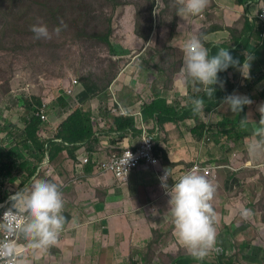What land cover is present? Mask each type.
<instances>
[{
    "label": "crops",
    "instance_id": "crops-1",
    "mask_svg": "<svg viewBox=\"0 0 264 264\" xmlns=\"http://www.w3.org/2000/svg\"><path fill=\"white\" fill-rule=\"evenodd\" d=\"M258 8L259 6L253 2H248L246 7L245 5L239 6L237 0H209L207 8L201 14V19L190 18L183 21L179 17L178 25L185 24V29L181 31L177 28V34L169 46L172 50L182 53L184 37L190 31H195L197 34L206 31L204 34L206 43L230 42L231 33L244 34ZM233 16L242 17L236 20ZM211 35H222V38L215 41ZM182 63L183 59L179 62L178 67H181ZM134 64L135 67L137 66L134 74L123 75L122 81L113 84L107 93L93 99L85 96L84 92L79 93L81 101H85L81 104L89 102L85 104L84 109L89 111L95 120L93 124L95 139L80 145L76 152L70 151L72 148H67L56 158L55 166L48 167L54 172L56 179L63 178L62 185L50 176V172L42 173L37 178L57 183L65 201L63 215L66 217L67 223L58 244L52 247L46 255L34 259L33 264H95L94 253L97 242L100 243L104 264H129L131 258L136 256H138L139 262H142L146 255L143 252L148 250V245L156 235L158 239L172 242L165 248L166 253L163 250L164 254L171 255L173 258L181 255L191 256L186 251L183 252L184 248L178 245L173 235L174 227L168 213L170 197L162 186L160 178L164 176L165 172L169 174L167 184L170 189L180 176L196 165L202 169H209L211 174L220 172L216 173V178H208L211 174L207 177L217 188L220 185L223 186L225 176H232L237 169V156L235 155L237 162L233 164L230 154H227L226 148H224L227 144L224 141L223 145L222 140L219 139L223 135L224 129L219 127L214 132L215 125L219 126L232 114L221 105L224 95H222L220 103L211 101L205 105L206 108L200 115L197 113L200 122L212 129L211 133L204 135L202 140L195 141L191 131L197 122L188 100L189 97H203L204 94L197 93L191 85L182 84L178 74L171 77L170 86H167L168 76L163 74V71L155 70L152 63L147 66L145 60L142 62L139 57L128 63L129 66H134ZM141 69H143L144 76L137 79L136 75ZM254 70H258V67L255 66ZM148 73L151 76L146 77ZM250 75L254 76V73L251 72ZM237 76H241L239 71ZM237 83L238 81L234 82L235 85ZM119 85H122L121 88ZM225 93H229L227 89ZM126 94L131 98V101L122 104L124 98L121 95ZM232 94L242 96L238 92ZM254 98L256 99V96ZM161 99L167 101L171 112H161L157 108L159 114H156L152 110H147ZM112 104L113 106L117 104V107L127 112L128 115L121 116L114 112L110 113ZM186 112L187 115H184ZM64 119L66 117L57 116L52 123L53 129L57 128ZM121 120L130 121L134 127L124 131L117 130L122 129L128 123L120 124ZM116 121L119 122L118 125ZM144 133L150 135L155 144L159 143L162 153H157L156 148V156L160 159L158 168L142 166L129 174L128 179L123 183H118L111 174L96 175L95 164L92 162L102 161L113 155H121L126 149L135 148ZM50 136L56 137L57 133L53 132ZM221 138L224 140L223 136ZM182 148L188 149L193 158L190 159L193 164L189 165L186 158H181ZM24 156L29 162H32L38 159L39 154L28 152L24 153ZM75 157L77 159L88 157L94 164H89L84 168L81 179H78L81 173L75 167L77 160H73ZM230 164L233 172L228 176L225 170L231 169L228 166ZM224 167H226L223 171L225 174L220 171ZM200 174L205 175L202 172ZM228 185L233 187L230 182ZM11 190L12 188L8 187L6 191ZM220 203L221 201L215 197L213 203L215 210ZM239 211V209L236 210L230 221L227 217L230 212L228 211L226 221H223L222 224L220 221L217 222L214 248L202 261L199 260L194 264H216L217 255L222 254H225L221 261L223 264H264L262 256L264 253V227H260L262 224L258 225L260 218L258 217L259 220L254 219L249 214L246 215V221H237L238 218H241ZM116 217L126 220V228L122 237L126 242L119 240L116 243L118 240L115 239L114 221ZM259 237L262 239L261 242ZM20 242L23 243V240ZM124 243L125 246H122L121 244ZM220 249L222 252H219Z\"/></svg>",
    "mask_w": 264,
    "mask_h": 264
},
{
    "label": "clouds",
    "instance_id": "clouds-1",
    "mask_svg": "<svg viewBox=\"0 0 264 264\" xmlns=\"http://www.w3.org/2000/svg\"><path fill=\"white\" fill-rule=\"evenodd\" d=\"M248 2H253L259 6L256 14L251 18V23L253 24V20L256 19L255 24H260L262 30L258 36L251 35L252 27H250V29L248 27V30L246 29L247 32L245 30L248 35L246 38H249V46L253 47L254 50L251 53H247V51L243 53V62L239 59H234L228 49H233L235 46V43L232 41L233 37L237 36V38H240L244 34L239 35L237 33H231L230 42L214 44L206 43L204 33L201 34V36L204 35L201 39L195 31H190L188 33V38L183 43L182 53L177 52L179 58L175 60V64L178 66L179 62L183 59L182 66L178 67V76L181 83L185 86L191 85L195 88L197 93L202 92L204 94L203 97H189L188 103L191 104L194 114L201 113L204 110L205 97L207 100L213 101L214 92L216 91L215 85L221 87V95H224L221 105H223L227 111L234 114V116L235 114L239 115L245 106L252 104L251 99L246 95L254 98L256 86L259 84L254 86L252 90L248 89L253 77L250 73L252 72L255 75L259 72V69L253 71V68L255 66L258 67V57L264 56V22L260 17L264 8V0H247L244 4L246 7ZM175 3L177 5V16L185 21L189 18L200 16L207 8L209 0H175ZM177 28L184 31L185 24L178 25ZM254 29L255 27L253 30ZM30 31L34 34L35 39H51V34L45 24H34L31 26ZM59 31V27L53 29V32L56 34H59ZM246 38L243 40H246ZM169 43L168 48H171ZM153 44L154 42L148 45L147 48L145 47L132 59L138 57L140 59L141 53L151 48L150 46H154ZM222 45L229 47L223 48ZM217 47H219L218 51L215 54H210L209 49H215ZM126 51L128 50L122 48L119 55H122L121 57H124V55L127 57L130 51ZM119 55L117 54V56ZM148 65L149 64H147V66ZM229 67H233L236 70L230 75L232 85L227 88L223 85V81L219 79L218 73L226 71ZM158 71L160 72L162 69ZM238 71L241 76H237ZM235 81H238L237 85L234 84ZM79 86V83L75 81L71 87L61 88L57 92L58 96L56 94L52 100L49 101L45 99L43 101V107L40 109H36L34 112L25 111L22 116L16 115L17 118L15 121L11 122V119L9 121V142L5 144L2 149L9 151L13 148H21L22 146L25 153L29 152L34 154L35 152L39 154V157L37 160L32 161L38 164V168L36 174L30 181L27 171L28 168H23L18 165L22 162H18L11 157L10 161L4 160L2 164H0V198H3V200L0 201V264H33L34 259L46 255L52 247L58 244L59 238L65 230L67 223L66 217L63 215L65 201L57 185V183L63 184V178L61 180L56 179L54 172L48 169V167L55 166L56 158L60 153H57L55 157H53L54 150L51 149L50 155L49 146L51 144L52 146H58L62 149V152L67 148H72L70 151L76 152L80 145L95 139L93 126L90 128L93 131L92 137L82 143L69 145L57 138L64 122H66L76 110H82V112H84L85 104L89 103L81 104V102L85 101H81L79 97L80 94L77 93ZM32 89L33 88L29 86V90L24 93L13 92L12 104H14L16 97L19 95H24L29 98V102L42 98L34 92H31ZM226 89L229 93H225ZM79 91L83 92L82 87ZM234 92L241 93L242 96L232 94ZM61 94L72 98L73 105L69 111L62 113V110L55 109L51 114L52 108H57V106L54 105L57 103ZM93 98L95 97H92V99ZM112 112L121 116L128 115L127 112L117 107V104L111 106L110 113ZM258 112L260 114L258 123L253 122L248 116L240 119L241 128L246 129L250 123L253 125L251 142L247 146V150L251 156L264 154V104L258 107ZM57 116L62 118L66 117V119L61 121L60 125L57 127L58 129H53L52 123ZM33 117L39 119V126L36 132H27V128L30 126V121ZM227 119L229 120L230 118ZM6 121L8 122L7 118ZM94 122L95 120H93V124ZM0 123L2 124L1 121ZM2 129L3 125L0 126V131ZM53 132L57 133L56 137L50 136ZM222 136L223 135H221L219 139ZM144 137H148L152 140L154 146L153 153L158 160V165L150 167L142 163L132 172L138 170L142 166H146L147 168H158L160 165V159L156 156L155 141L150 135L144 133L139 144L135 148L129 149L137 150ZM223 138L226 144L227 142H231L224 136ZM35 140L39 143L38 148L36 145H33ZM147 140L148 139H145L144 141L147 142ZM1 141L2 140H0V142ZM40 146L44 147L43 153L39 152ZM124 152H122V154ZM121 155L113 156L119 157ZM113 156H109L102 161L92 162L95 164L96 175L104 176L110 174L102 171L101 164ZM51 157L53 162H51ZM76 159L77 157L73 160ZM131 159L132 154L127 151L125 158L121 161L122 168L124 165L128 164ZM92 163L88 157H80L75 161V167L81 173L78 179L83 177L84 168ZM195 166H192L191 170L180 176L170 189L167 184V180L170 177L169 174L165 172L164 176L160 179L162 186L167 190V194L170 197L168 201V213L171 216V222L174 227L173 235L176 242L194 259L202 261L216 244L218 214L213 206L216 188L208 179L216 178V176L215 173L211 174V172V175H208L209 177L202 175L199 173L198 169L194 168ZM225 168L226 167L223 169ZM237 170L238 169H236L234 173H236ZM48 172L51 173L50 176L57 183L46 179H37L40 174H48ZM12 173L15 175H12ZM5 174H7L6 178L4 177ZM111 175L118 183L125 182L129 176L128 174L125 179L120 180L114 174ZM17 182H19V184H17ZM8 187H11L12 190L6 191ZM245 190L247 191V195L244 198L249 200L250 189L246 188L240 191L239 194ZM236 195L238 194H233V196ZM21 240H23V243L20 242Z\"/></svg>",
    "mask_w": 264,
    "mask_h": 264
},
{
    "label": "rangeland",
    "instance_id": "rangeland-1",
    "mask_svg": "<svg viewBox=\"0 0 264 264\" xmlns=\"http://www.w3.org/2000/svg\"><path fill=\"white\" fill-rule=\"evenodd\" d=\"M36 1L40 0H21L20 7L13 11L12 16H17V14L24 7L22 11L25 16L30 17L31 14L27 5H29L30 2ZM51 1L54 3L59 2L58 5L62 7V16L65 21L70 24L69 26H65L64 23H62L64 31H59L58 37L56 36L57 45H55L52 39L36 40L30 36V33L23 31L24 29L30 28L29 20L24 22L21 27H19V31L16 29L14 24L9 22L6 24L0 23V121L2 123L6 122V118L4 116L6 112H10L12 110L13 92L24 93L29 90V86H31V88H33L31 92H34L42 98L50 101L56 96L57 92L61 88L68 87L69 84L66 79L71 80V84L75 81L80 83L81 79L87 81L91 85L97 84L99 86H102L109 81L113 82L116 79L117 81L114 84L120 83L123 75H133L135 68H137V66L135 67V64L134 66L128 65L131 59L153 42L154 46H150L151 48H148L144 52L145 64L152 63L156 68H158V70L162 69L163 74L168 76L166 80L168 86H170L171 77H175L178 74V66L174 62L179 58L177 52L171 48H162V50H160L159 47L161 46L159 45V42H161V39L156 34L151 35L147 41H141L140 43L130 39L134 37L133 34H124V30L128 25L127 20H123L121 22L122 30L118 28L112 33L111 42L112 45L116 47L115 51L118 55L121 53L120 51L122 48L130 51V54H128L127 57L125 55L124 57H121L122 55L114 56L113 58L117 59L115 60V63L117 64L114 63L113 59L108 58L109 55L106 44L103 41L98 40L97 36L104 35L107 32L106 19L109 15H111L112 9V3L110 0ZM120 1L125 3V5H130L131 9H133L141 0ZM163 1H168L170 5L165 7L163 5ZM95 2H98V7L93 8V6L96 5L94 4ZM159 3L161 4L156 3L159 7L157 9L155 8V14H159L160 17L164 18V20L171 21L172 15L177 7L175 0H159ZM51 5L56 4L51 3ZM162 9L165 10V15H161ZM95 10L97 11L94 13ZM31 13L40 14L36 10H32ZM114 16H117V14H114ZM241 17L242 16H233L236 20H239ZM201 18V15L195 17L196 20ZM115 23H117V21L114 17H112V25ZM2 25H6L5 28H3ZM198 35L201 39L204 36H201V34ZM13 37L16 38L19 47L14 44L12 39ZM211 37L213 40L217 41L222 38V35H211ZM187 38L188 35L184 37V40ZM59 41L62 42L59 43ZM209 50L210 54H215L218 51V49L215 50L211 48ZM19 51L22 52L18 55H13L15 52ZM143 76V69H141L137 73L136 77L138 79ZM149 76H151L150 73L146 74V77ZM102 81L103 84H100ZM121 86L122 85H119L120 88ZM263 86L264 81L256 86V91L261 90ZM121 97L124 98L122 104H127L131 101V98L127 94L121 95ZM250 110L247 112V116L251 119L254 111H257V107ZM54 111L55 109H52L50 113L52 114ZM84 113L91 118L90 126H93V116L91 113L85 110ZM17 116H11V122L15 121ZM228 116L229 115L227 114V117ZM233 118L234 114H231L230 119ZM252 121L256 122L254 120ZM230 128L231 127L228 126L226 127L227 130ZM220 140H222V144L224 145L225 140L222 138H220ZM249 140L250 141H246L245 144L237 147L233 144V142H227V146L225 145V148L230 151L229 156L233 161V164H235L237 160L239 163V159H243L245 155L252 159L253 165V158L255 160H262L263 154L258 156H251L249 154L247 146L251 142V139ZM155 146L157 148V153H162L160 150L161 148H159V143H156ZM235 155L237 156V160ZM181 158H186L189 165L193 164V161L190 160L193 158L189 154L187 148H182ZM213 166H215V164H213ZM225 171H227L226 174L228 176H230L233 172V170L229 168ZM12 175L15 174L12 173ZM226 183L227 186L220 185L216 188L215 197L221 201V203L217 205L218 207L216 209V212L218 213V221H220L221 224L223 221H226V214H228V211L230 212L227 217L230 221L236 213V210L239 209L241 218H238L237 221H246V215L251 214L254 219H258V216L259 218L262 217L263 222L260 221L258 225L262 224L260 227H264V203H258L260 195L257 197L256 202L254 200L252 201V195H249V200L244 198L247 195L246 190L239 195L233 196L231 192L233 187L228 185V180ZM258 183L257 187L260 188L261 185ZM246 188H249V186ZM233 207H235V209H233ZM125 221L126 220H122L120 217H116L114 221L116 227L115 239H118L116 243H118L119 240L126 242L124 238H122L126 228ZM259 240L261 242L262 239L259 237ZM169 244H172V242H166L164 239H158V236L156 235L154 240L148 245V250L143 252L146 254L142 259L143 261L139 262V260H137V264H169L173 256L163 253V250L165 252V248ZM121 245L125 246V243ZM259 249L261 250V248ZM179 252L182 253L181 251ZM262 256L264 257V253ZM252 260L255 259L252 258ZM134 261L135 259H131V263L129 264H135ZM94 263L104 264L99 242H97L94 253Z\"/></svg>",
    "mask_w": 264,
    "mask_h": 264
},
{
    "label": "trees",
    "instance_id": "trees-1",
    "mask_svg": "<svg viewBox=\"0 0 264 264\" xmlns=\"http://www.w3.org/2000/svg\"><path fill=\"white\" fill-rule=\"evenodd\" d=\"M112 3V9H111V15L108 16L106 19L107 23V32L104 35L97 36V39L100 41H103L106 44L107 51H108V58L113 59L115 63V58L114 56H117V53L115 51V46L112 45L111 39H112V33L116 29H121V22L123 20L128 21V25L126 29L124 30V34H133V38H130L134 40L135 42L140 43L141 41H147L151 35L156 34L160 39L161 42H159V45L162 48L168 49V43L172 41L177 34V27H178V20L179 16H177V7L175 8V12L172 15L171 21L164 20L163 17H160L159 14H155L154 10L155 8L157 9L159 7L158 4L159 0H141L139 4L136 5L135 8L131 9L130 5H125V3H122L120 0H110ZM162 1V0H161ZM247 0H237L238 5H244ZM51 3L56 4V5H51ZM59 2H52L51 0H40L36 2H30L28 6V9L30 10V17L25 16L24 12L21 11L17 14V16L13 17L12 13L16 8H19L21 5V0H0V23L6 24L7 22L14 24L16 29L19 31V27L29 20L30 28L34 24H45L48 27L49 33L51 34V39L57 45L56 42V36L58 37L59 34H56L53 32V29L59 27L60 31H64L62 27V23H64L65 26H69L70 24L65 21L64 17L62 16V7H60ZM93 8L98 7V2H95ZM156 4V5H155ZM163 5L169 6L168 1H163ZM36 10L40 14H32L31 11ZM97 10L94 11V13ZM115 11V12H114ZM118 12V13H117ZM165 10H161V15H165ZM114 14L117 16H114ZM112 17H114L117 21L114 25H112ZM118 19V20H117ZM256 19L253 20V24L251 23L249 25L252 27V32L251 35L253 36H258L262 30L260 24H255ZM118 24V26H117ZM6 25H2L3 28H5ZM255 29L253 30V28ZM29 29H24L26 33H30L33 38L34 34L30 31ZM248 30V29H247ZM246 30V32H247ZM244 33V35L240 38H237V36L233 37V42L235 43V46L233 49H228V51L231 53L234 59H239L241 62L244 60L243 53L247 51V53H251L254 48L249 46V38H246L247 33ZM206 31H204V34ZM20 34V32H19ZM246 40H243L245 39ZM14 41V44L19 47L18 42L16 41V38H12ZM36 40H41V39H36ZM46 40V39H44ZM62 41H59V43ZM223 48L229 47L222 45ZM237 47V48H236ZM219 49V47L215 48V50ZM2 51V50H1ZM24 51V50H22ZM22 51L15 52L13 55H18ZM3 52V51H2ZM129 52V51H126ZM145 53H141L140 60L143 62L145 60L144 57ZM259 56V55H258ZM128 62V61H127ZM117 64V63H115ZM257 66L259 69V72L255 74L252 77L251 85L248 88L249 90H252L254 86H256L258 83L262 82L264 80V56H259L257 59ZM152 67L156 68L154 64H152ZM158 70V68H156ZM235 68L229 67L226 71L218 73L219 79L223 81V85L227 88L231 87L232 82H231V74L235 72ZM68 77V76H67ZM68 82V87L69 88L72 86L71 80L66 79ZM117 81L114 80L109 81L106 84H103V81L100 84H103L102 86H99L97 84L91 85L87 81L81 79L79 83V88L77 93H80L81 91L80 88L82 87V91L84 92V95L87 97H97L103 93H107L111 86ZM97 82V81H95ZM93 83V82H92ZM216 88V91L214 92V97L213 101L215 103H220L219 101L222 100V91L221 87L218 85L214 86ZM255 96L256 99L246 95L248 98L251 99L252 104L249 106H245L243 111L237 115L235 114L234 119H225L219 126L215 125L214 132L221 127L224 129L223 136L227 139H229L233 144L237 146H241L246 143V141H250L251 135H252V128L253 125L250 123L248 127L241 128L240 126V119L247 116V112L250 109H254L257 107V111H254L252 120L256 121L258 123L260 119V114L258 112V107L261 104H264V87L262 90L256 92L255 90ZM45 98H39L38 100L29 102V98L25 97L24 95H19L16 97L14 104H12V110L10 112H6L4 115L8 122L6 121L5 124H1L0 126L3 125V129L0 131V140H2L0 143V164L4 160L10 161L11 157L12 159H16L18 162H22L18 164L19 166L23 168H28V174H29V181L30 179L36 174L38 164L36 162H29L27 158L24 156V148L21 146V148H13L11 150H3V146L9 142V135H8V129L10 126V119L11 116H22L25 111L26 112H34L36 109H40L43 107V101ZM167 101L161 99L155 102L151 107H149L147 110L153 111V113L159 114L157 111V108L161 110V112H171V108L167 106ZM211 101L207 100L205 97V105H208ZM73 105V100L70 97H67L64 94H61L59 99L57 100V103L54 106H57V108H52V109H59L62 110V113L69 111ZM206 108V107H205ZM204 108V110H205ZM203 110V111H204ZM251 111V110H250ZM200 115V113H198ZM198 114L194 115V118L196 119V126L193 128L191 131V134L195 141H200L204 138V135H208L211 133L212 128H208L204 123L200 122ZM151 115V114H150ZM187 115V112L186 114ZM184 117V116H182ZM181 117V118H182ZM91 118H89L82 110H76L66 122L61 126V130L59 132V139H61L64 143H67L69 145L77 144V143H82L87 139H90L92 137V129L90 126ZM122 122H128L127 125H124L122 129H117V130H126L128 128H133L134 125L127 120H121L120 124H123ZM39 119L37 118H32L30 121V126L27 128V132H36L37 128L39 126ZM119 122L116 121V124L118 125ZM231 127L229 130L226 129V127ZM213 132V134H214ZM215 135H218V133ZM32 140V139H31ZM38 148L39 143L37 140H35L34 144ZM18 147V146H17ZM30 147V146H29ZM51 149L54 150L53 157L57 153H61L62 149L59 148L58 146H52V144L49 146V154L51 155ZM39 152L43 153L44 152V147L40 146L39 147ZM227 154H230V151H226ZM24 159V161H23ZM254 165L252 164V159H250L247 155L244 156V158L239 159V163L237 165V171L234 173L232 176L229 178L227 176L224 177L223 181V186H227L226 181L230 182V184L234 187L232 190V194H238L240 191H243L246 189V187L249 186L250 193L249 195H252V201L254 200L255 202L257 201V197L260 195V199L258 200V203L262 202L264 203V174H263V168H264V154L262 157V160L257 159L255 160L253 158ZM51 162H53L52 157H51ZM228 166H231L228 165ZM232 167V166H231ZM223 174H225L223 171L224 169L220 170ZM220 173V172H216ZM215 173V176L217 177V174ZM4 177H7V174L4 175ZM260 183V188L257 187V183ZM258 183V184H259ZM249 198V197H248ZM250 199V198H249ZM3 198H0V201H2ZM260 221L263 222L262 217H260ZM185 252V250L183 251ZM182 252V253H183ZM225 254L222 255H217V263L216 264H223L221 261L223 260ZM135 259L134 263L137 264L138 256L131 258ZM196 262H199V260L194 259L192 256H178L175 258H172L171 262L169 264H194ZM230 264V263H229Z\"/></svg>",
    "mask_w": 264,
    "mask_h": 264
},
{
    "label": "built area",
    "instance_id": "built-area-1",
    "mask_svg": "<svg viewBox=\"0 0 264 264\" xmlns=\"http://www.w3.org/2000/svg\"><path fill=\"white\" fill-rule=\"evenodd\" d=\"M260 17L264 22V8ZM145 139H148L147 142L144 141ZM153 147L154 146L152 140L148 137H144L137 150L129 149L119 157L113 156L112 158L106 160L101 164V169L104 173L114 174L118 179L121 180L125 179L128 174L137 169L142 163L150 167H155L158 165V160L154 156ZM127 151L132 154V159L122 168L121 161L125 158V154L127 153ZM194 168L198 169L199 173L202 172L206 176L210 175L209 169H202L199 166H195Z\"/></svg>",
    "mask_w": 264,
    "mask_h": 264
},
{
    "label": "water",
    "instance_id": "water-1",
    "mask_svg": "<svg viewBox=\"0 0 264 264\" xmlns=\"http://www.w3.org/2000/svg\"><path fill=\"white\" fill-rule=\"evenodd\" d=\"M219 252H222V250L220 249Z\"/></svg>",
    "mask_w": 264,
    "mask_h": 264
}]
</instances>
